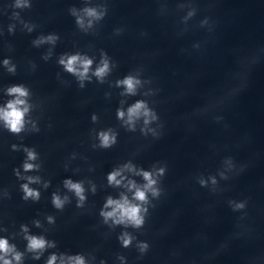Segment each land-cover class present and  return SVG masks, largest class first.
Returning <instances> with one entry per match:
<instances>
[{
    "label": "clouds",
    "instance_id": "1",
    "mask_svg": "<svg viewBox=\"0 0 264 264\" xmlns=\"http://www.w3.org/2000/svg\"><path fill=\"white\" fill-rule=\"evenodd\" d=\"M88 15L92 16L95 15V12L92 10H88ZM80 21H78L79 23ZM51 39V38H49ZM79 62L82 66V71L78 70L75 65ZM7 63V62H6ZM61 64H63L68 72H71L73 74H77L80 79H84L89 67L92 63L89 59H81L79 56H71L68 57L67 60H64L63 58L60 61ZM108 71V63L107 61H104L102 63V66L99 67L95 75L97 77H103ZM119 83L123 84L126 87V90L129 93H133L135 90L136 84L139 83V81L135 80L132 77H127L123 81H120ZM9 94H15L17 95V99L14 101H11L8 103L6 109H0V119H3L6 126L13 132H19L23 126V118L25 113L27 112V108L24 107L23 109L19 106L24 105L25 101L23 99H20L19 97H24L27 95V91L22 87H13L9 89ZM141 110H143V115L145 117L151 116L152 119H155V116L150 113V111L147 109L146 105L142 102L136 103L133 107H131L128 110V121L129 123L135 118L141 115ZM118 115L123 118L124 113L119 112ZM145 123H148V120H145ZM101 141L102 145L107 147L112 142H114V137H110L106 133H101ZM29 159H35V154L32 152L28 153ZM25 170H31L34 166L32 164L26 163L24 165ZM163 169L159 170V174H163ZM119 172H113L109 175L108 180L109 183H115L117 185L120 184V180L117 179V176H119ZM144 180L147 182L144 186V190H140L137 188L135 192V199L139 201H146V191L151 190L153 195H158V190L154 187L156 184V180L153 179V176L149 172H143L142 173ZM215 182V181H213ZM203 183V182H202ZM66 186L74 190L76 195L80 197L81 200L84 199L82 193L83 189L80 184L78 183H72L71 181H66ZM132 187H135V185H131ZM24 191L26 193V197H33L38 198V193L29 189L27 185L24 186ZM53 203L57 208L62 207L63 202L60 200L59 197L53 198ZM105 207H111L112 211L103 212L102 215L105 217V219H113L114 223H131L134 226L139 227L143 223V217L140 215L141 209L138 205L131 204L126 197L122 198L121 200H112L111 198L107 201V204ZM238 207H243V205H238ZM29 248L32 250L35 249H42L45 246V241L41 238L31 237L29 238ZM123 243L125 246H127L130 243L129 238H124ZM9 250L8 244L6 240H0V251L7 252ZM19 255L16 256V259L19 260ZM55 256H53L48 264H54ZM5 264H10L9 261H5ZM74 264H84V261L80 257H76L74 259Z\"/></svg>",
    "mask_w": 264,
    "mask_h": 264
}]
</instances>
